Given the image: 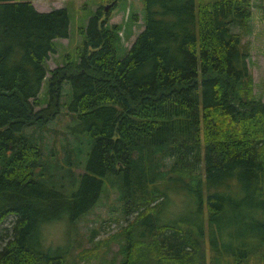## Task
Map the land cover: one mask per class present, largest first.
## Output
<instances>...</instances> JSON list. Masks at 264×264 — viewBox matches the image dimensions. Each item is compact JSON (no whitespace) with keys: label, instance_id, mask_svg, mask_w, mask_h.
<instances>
[{"label":"trees","instance_id":"obj_1","mask_svg":"<svg viewBox=\"0 0 264 264\" xmlns=\"http://www.w3.org/2000/svg\"><path fill=\"white\" fill-rule=\"evenodd\" d=\"M33 1L0 0V224L15 217L0 264H71L72 245L44 247L40 230L64 217L80 221L107 182L125 215L137 217L118 264H206L208 240L220 255L212 264L231 256L264 264V139L229 137L233 122L264 118L250 97L241 35L251 0H142L145 27L121 57L126 25L108 27L118 0L109 1L108 13L88 18L78 62L51 70L48 106L37 112L46 60L68 38L70 16L66 7L38 11ZM66 84L70 99L61 105ZM62 106L74 118L71 135L87 138L85 164H76L83 172L68 168V182L36 172L41 130ZM171 189L192 194L201 210L206 191L210 236L204 226L159 219Z\"/></svg>","mask_w":264,"mask_h":264},{"label":"rangeland","instance_id":"obj_2","mask_svg":"<svg viewBox=\"0 0 264 264\" xmlns=\"http://www.w3.org/2000/svg\"><path fill=\"white\" fill-rule=\"evenodd\" d=\"M111 0H36L32 4L34 8L41 12H49L50 10L66 7L68 11L70 25L69 36L55 42L56 52L46 60L47 75L43 82L40 95V105L34 108V112L48 106V96L46 88L50 78V72L54 68L63 67L64 63H77L78 50L82 48L84 36L82 30L87 25L88 18L94 16L100 8L104 7V13H108L114 1ZM142 0H118L115 8L110 12L113 20L108 21V27L115 24L123 27L133 23L139 28L145 27V18ZM248 9L250 15L247 22V29L242 33V42L248 47L249 57L247 66L251 73V98L264 106V57L260 55L264 51V0H251ZM117 14V15H115ZM116 16L120 18H116ZM111 18V17H110ZM117 22V23H115ZM125 26V27H126ZM141 29V30H142ZM139 31V33L141 32ZM237 31V30H235ZM138 32V31H137ZM136 32V33H137ZM137 34V36L139 35ZM120 38L124 40L123 29L120 32ZM135 37V36H134ZM137 38V37H136ZM125 41V40H124ZM123 41V42H124ZM127 42V40L125 41ZM127 43L125 46L129 49L132 45ZM121 52V46L118 55L121 57L125 53V49ZM264 56V52L262 53ZM64 85V84H63ZM61 105L65 100L70 99L69 85L62 87ZM257 121L245 120L236 121L234 134L229 136L233 138L246 139L251 138L258 140L264 139V118L256 116ZM45 127L41 130V138L38 140L41 151V164L36 170L41 179L50 180L56 178L58 174L64 176V181L68 182L70 176L67 169H72L73 176H78L83 172V165L86 158L83 156L86 152L85 135H75L68 130L69 124L74 123L66 108L61 107L60 111L54 113L49 118ZM224 123V122H223ZM225 126V125H224ZM31 128H29L30 130ZM251 132V134H249ZM38 133H36V136ZM229 135V134H228ZM74 136H82L84 141L76 140ZM87 139V138H86ZM89 151V147H88ZM85 157V156H84ZM84 160V161H83ZM77 161H83L82 167L76 166ZM202 172L204 170L203 154ZM78 165V164H77ZM166 200L163 203L159 213V219L165 222H172L186 225L189 228L198 229L204 226V235L210 236L208 232L209 219L206 206L207 193L204 191L203 209L201 210L198 200L188 192L176 195L173 190H165ZM171 193V194H169ZM120 193L111 189L108 182L106 189L101 195L94 208L77 223H68L67 218L58 219L57 222L47 223L40 230V240L44 247L55 249L59 245H72V252L69 263L74 264H118L124 256V245L131 226L137 222L136 212L126 216L123 212L122 202L120 201ZM1 203V202H0ZM1 206V205H0ZM15 217L8 215L0 224V249L6 244L7 240L12 238V227ZM209 239V238H208ZM207 239V240H208ZM151 244V242L143 245ZM204 251L206 264H212L216 254L210 248L209 240L204 242ZM220 247V246H219ZM221 256H229L228 254ZM230 257V256H229ZM233 256L229 259V264H233ZM254 261L253 259H251ZM216 264V261L215 263Z\"/></svg>","mask_w":264,"mask_h":264},{"label":"crops","instance_id":"obj_3","mask_svg":"<svg viewBox=\"0 0 264 264\" xmlns=\"http://www.w3.org/2000/svg\"><path fill=\"white\" fill-rule=\"evenodd\" d=\"M113 12H115V11H113ZM113 16H114V14H112ZM115 15H117V14H115ZM113 16H110L111 18H109V24H110V21L111 20H113ZM118 16H116V18H117ZM118 18H120V17H118ZM115 23H117V22H115ZM113 25V24H112ZM137 26L134 24V22L131 24V23H129V26H126V28H124V31H123V34L125 35L124 36V40L126 41L127 40V42H125L123 39L121 40V52L124 50L123 48H125V49H128L125 45L127 44V43H130V44H132L135 40H136V37H137V34L139 33V31L142 29V28H139V30H137V28H136ZM138 31V32H137ZM137 32V33H136ZM135 36V37H134ZM62 40V39H61ZM124 41V42H123ZM129 44V45H130ZM125 53H127V50H125L124 51ZM264 51H262L261 53H260V55L262 56V57H264L263 55H262V53H263ZM125 53H123V55L125 54ZM249 57V56H248ZM248 59V58H247Z\"/></svg>","mask_w":264,"mask_h":264},{"label":"built area","instance_id":"obj_4","mask_svg":"<svg viewBox=\"0 0 264 264\" xmlns=\"http://www.w3.org/2000/svg\"><path fill=\"white\" fill-rule=\"evenodd\" d=\"M119 35H121V34L119 33Z\"/></svg>","mask_w":264,"mask_h":264}]
</instances>
